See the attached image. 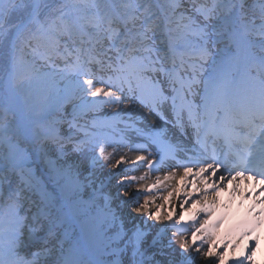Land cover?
<instances>
[{
  "label": "snow or ice",
  "instance_id": "1",
  "mask_svg": "<svg viewBox=\"0 0 264 264\" xmlns=\"http://www.w3.org/2000/svg\"><path fill=\"white\" fill-rule=\"evenodd\" d=\"M240 180L236 239L264 217V0H0V264H228Z\"/></svg>",
  "mask_w": 264,
  "mask_h": 264
},
{
  "label": "bare ground",
  "instance_id": "2",
  "mask_svg": "<svg viewBox=\"0 0 264 264\" xmlns=\"http://www.w3.org/2000/svg\"><path fill=\"white\" fill-rule=\"evenodd\" d=\"M155 175L162 176L163 173L158 172ZM154 178H155V176L152 177V179H154ZM226 186H225V188H227ZM187 190L191 191V188H189ZM239 190H240V187H237L236 192H234V196L231 199L232 202H233V200L236 199L237 194L240 193V192H238ZM157 194H159V193H157ZM222 194H223V192L221 191V193L217 199V202H216V211L218 210V206H220V203H218V202H219V199L222 196ZM181 195H182V193H181ZM193 195L196 196L197 194L193 193ZM229 206L230 205H228V206L224 205V206H222L220 212L215 211L212 214L211 221L215 222V220L219 219V217L221 215H223L226 211H229L228 210ZM188 207H191V205H188ZM224 208H225V212L222 214V211ZM168 210H169V208L166 206L165 211H168ZM195 211H200V206H197ZM224 215L226 216V213ZM227 216H229V213H227ZM176 218L178 219V217H176ZM204 218L205 217L203 216V214H201L199 217H197L198 220H203ZM189 221H191V215L186 217L185 226H186L187 222H189ZM223 221H225V219ZM223 221L221 223H223ZM259 227L260 228L255 233H257L259 231L260 232L259 235L261 234L260 239H258L260 247L259 248L256 247V249H255V252L253 254L255 256V258L252 260V264H264V239H263L264 233H263V228H261L263 226H259ZM238 230H236V231H238ZM222 232H223L222 224H220L219 227L216 229V234H217L216 243L218 245L216 250L220 251L221 249H223V251L226 253V257H225L226 261L228 262V264H232V262L234 260H236L242 256V253H245L247 251L246 246L248 245V243L251 242L253 235L249 234V235H245L243 237L236 239V238L230 236L229 234L224 235V237H221ZM184 234L190 235V233H184ZM225 240L228 241V247H224V241ZM233 243L235 244L234 248L231 247V245ZM246 264H247V262H246Z\"/></svg>",
  "mask_w": 264,
  "mask_h": 264
},
{
  "label": "rangeland",
  "instance_id": "3",
  "mask_svg": "<svg viewBox=\"0 0 264 264\" xmlns=\"http://www.w3.org/2000/svg\"><path fill=\"white\" fill-rule=\"evenodd\" d=\"M136 175H141L142 174V171L141 172H138V173H135Z\"/></svg>",
  "mask_w": 264,
  "mask_h": 264
}]
</instances>
